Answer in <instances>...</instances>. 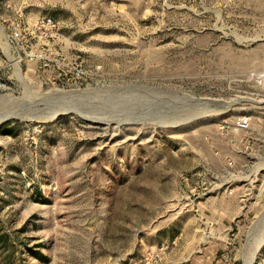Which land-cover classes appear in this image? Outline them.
<instances>
[{
	"label": "rangeland",
	"instance_id": "1",
	"mask_svg": "<svg viewBox=\"0 0 264 264\" xmlns=\"http://www.w3.org/2000/svg\"><path fill=\"white\" fill-rule=\"evenodd\" d=\"M0 264H264V0H0Z\"/></svg>",
	"mask_w": 264,
	"mask_h": 264
},
{
	"label": "built area",
	"instance_id": "2",
	"mask_svg": "<svg viewBox=\"0 0 264 264\" xmlns=\"http://www.w3.org/2000/svg\"><path fill=\"white\" fill-rule=\"evenodd\" d=\"M45 21L48 23L50 20L48 18H46ZM15 35H16V32L12 31V33L9 36H10V38H14ZM75 58L76 57H73L72 59L74 60ZM67 80L71 85L76 86L77 83H80L81 81L84 80V73L81 74L80 69L77 70L76 68H74V73ZM236 125L239 129H244L247 126V121L243 118L242 119L240 118L236 121Z\"/></svg>",
	"mask_w": 264,
	"mask_h": 264
},
{
	"label": "water",
	"instance_id": "3",
	"mask_svg": "<svg viewBox=\"0 0 264 264\" xmlns=\"http://www.w3.org/2000/svg\"><path fill=\"white\" fill-rule=\"evenodd\" d=\"M6 118V117H5ZM5 118H3V119H5Z\"/></svg>",
	"mask_w": 264,
	"mask_h": 264
},
{
	"label": "bare ground",
	"instance_id": "4",
	"mask_svg": "<svg viewBox=\"0 0 264 264\" xmlns=\"http://www.w3.org/2000/svg\"><path fill=\"white\" fill-rule=\"evenodd\" d=\"M9 114V113H8Z\"/></svg>",
	"mask_w": 264,
	"mask_h": 264
}]
</instances>
